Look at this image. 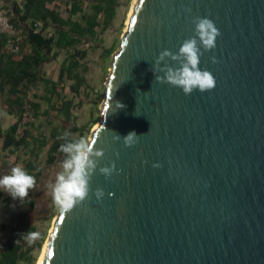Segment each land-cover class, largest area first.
I'll return each mask as SVG.
<instances>
[{
    "label": "water",
    "instance_id": "water-1",
    "mask_svg": "<svg viewBox=\"0 0 264 264\" xmlns=\"http://www.w3.org/2000/svg\"><path fill=\"white\" fill-rule=\"evenodd\" d=\"M196 16L221 33L199 64L216 86L185 95L152 68ZM100 113L89 196L58 211L40 264H264V0H136Z\"/></svg>",
    "mask_w": 264,
    "mask_h": 264
},
{
    "label": "trees",
    "instance_id": "trees-1",
    "mask_svg": "<svg viewBox=\"0 0 264 264\" xmlns=\"http://www.w3.org/2000/svg\"><path fill=\"white\" fill-rule=\"evenodd\" d=\"M7 8L9 22L15 29L14 34L0 30V95H6L5 101L11 109L18 112L16 121L6 129L0 127L1 150L7 154L27 147L30 137V120H24L28 110L33 118L40 109V99H46L56 110L70 118L72 99L58 91L59 83L70 80L69 87L74 95L83 84L79 71L86 52L79 45L86 40L95 39L98 30L105 29L115 15L116 0H0ZM40 21L43 28H50L52 34L46 36L37 31L33 23ZM18 45V49L13 50ZM112 48L108 50L110 52ZM64 52L57 79L51 80L43 75L42 67ZM38 84L43 87V94L32 90ZM53 97L61 104L53 102ZM76 127H74L75 129ZM77 130V128L75 129ZM64 133L52 132L53 141L48 149L47 163H52L60 145L65 143L59 137ZM69 140L77 137L68 136ZM39 146L47 144L45 138L38 137ZM65 155V154H64ZM30 169H37L29 162ZM38 170V169H37ZM1 196V194H0ZM33 217L31 207L23 211L11 228L8 239L0 247V264H33L27 250L23 249L21 233L32 231Z\"/></svg>",
    "mask_w": 264,
    "mask_h": 264
},
{
    "label": "rangeland",
    "instance_id": "rangeland-1",
    "mask_svg": "<svg viewBox=\"0 0 264 264\" xmlns=\"http://www.w3.org/2000/svg\"><path fill=\"white\" fill-rule=\"evenodd\" d=\"M132 0H116L115 15L110 24L103 30H98L95 39L83 41L79 48L86 52L82 58L79 71L83 77V84L76 96L69 87L70 80L64 79L59 83L58 91L64 96L72 99L70 106L71 116L67 119L63 114H56L50 101L46 99L39 101L40 109L36 117L30 116L33 112L28 110V115L24 120H30L33 126L29 127L30 137L27 147L15 150L11 154L1 150L2 141L0 139V177L10 173V169L15 166L24 168L30 175H33L36 183L29 189L28 196L23 200H13L7 192L0 189V247L8 239L11 228L15 225L20 214L31 207L33 217L31 232L38 233V238L27 239V233L22 232L23 249L27 250L30 259L37 258L42 250V246L49 234L53 220L59 209L54 204L50 184L55 183L56 176L62 171V161L64 153L58 152L52 163H47L48 149L53 141L52 132H62L70 134V137H86L88 140L91 131L100 118V106L104 96V83L107 77L111 57L118 49L120 38L125 30L126 20L131 7ZM7 8L0 2V11L5 12ZM7 16V14H6ZM112 48L110 52L108 50ZM64 52L42 67L43 75L51 80H56L60 64L63 60ZM39 96L43 94L42 85L38 84L32 88ZM6 95H0V127L6 129L16 121L18 112L11 109L5 101ZM53 102L61 104L60 100L53 97ZM54 106V104H53ZM77 128V130L74 129ZM45 138L47 144L39 146L37 138ZM34 163L38 169H30L28 163Z\"/></svg>",
    "mask_w": 264,
    "mask_h": 264
},
{
    "label": "clouds",
    "instance_id": "clouds-1",
    "mask_svg": "<svg viewBox=\"0 0 264 264\" xmlns=\"http://www.w3.org/2000/svg\"><path fill=\"white\" fill-rule=\"evenodd\" d=\"M190 11V10H189ZM194 25V35L183 40L178 52L165 49L159 53L152 71L156 75V81L167 83L172 87L180 88L185 95H190L194 90L200 92L210 91L215 88L216 80L213 74L207 69L199 67L200 57L203 51H210L216 47V39L221 35L214 21L207 17L196 16L192 19ZM174 61L176 66H171L168 60ZM216 63V58H212ZM163 62V67H161ZM119 108L123 105L117 103ZM69 134L64 133L59 137L66 142L60 145V151L65 154L62 161V171L56 176L55 183L49 187L52 192L54 204L61 214L70 212L78 204H82L89 196L90 181L95 173L99 160L104 156L102 148H94L95 141H89L86 137L77 140H69ZM114 140L121 137L115 135ZM139 136L133 131L123 137L126 147H131L138 142ZM159 164L153 167H159ZM116 171L115 163L111 166L99 168V172L110 178ZM36 180L24 168L15 166L10 169V173L0 177V189H3L13 200H23L28 196L29 189L33 188ZM103 189L97 188L94 195L97 200L104 196ZM109 195H112L109 193ZM39 234L29 231L28 240L38 238Z\"/></svg>",
    "mask_w": 264,
    "mask_h": 264
},
{
    "label": "built area",
    "instance_id": "built-area-1",
    "mask_svg": "<svg viewBox=\"0 0 264 264\" xmlns=\"http://www.w3.org/2000/svg\"><path fill=\"white\" fill-rule=\"evenodd\" d=\"M33 26L37 31H40L42 34L46 36H50L52 34V30L50 28H43V25L40 21H36L33 23ZM0 30L14 34L15 29L12 24L9 22L8 17L6 16L5 12L0 11ZM18 49V45L14 46L13 50Z\"/></svg>",
    "mask_w": 264,
    "mask_h": 264
},
{
    "label": "bare ground",
    "instance_id": "bare-ground-1",
    "mask_svg": "<svg viewBox=\"0 0 264 264\" xmlns=\"http://www.w3.org/2000/svg\"><path fill=\"white\" fill-rule=\"evenodd\" d=\"M135 2H136V0H132V1H131V7H130V10H129L128 16H129L130 13L132 12L133 5H134ZM127 23H128V18H127V20H126V24H127ZM109 67H110V66H109ZM101 104H102V103H101ZM96 125H97V123L94 124V126H93V128H92V131H93V129L96 127ZM55 218H56V216H55ZM55 218H54V220H55ZM54 220H53V223H54ZM52 227H53V224H52V226H51V228H50V231L52 230ZM47 238H48V237H47ZM47 238H46V240H45V242H44V244H43V246H42V250H41V252H40V254H39L38 258H37L36 264H40L41 261H42V259H43L44 251H45L46 246H47Z\"/></svg>",
    "mask_w": 264,
    "mask_h": 264
}]
</instances>
